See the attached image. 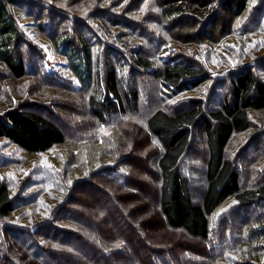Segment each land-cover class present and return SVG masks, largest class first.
<instances>
[{
  "label": "trees",
  "instance_id": "1",
  "mask_svg": "<svg viewBox=\"0 0 264 264\" xmlns=\"http://www.w3.org/2000/svg\"><path fill=\"white\" fill-rule=\"evenodd\" d=\"M53 1L0 0V66L17 80L25 78L28 69L32 68L30 55L22 51V44L27 40L21 32L17 15L25 8H34L39 14L38 20L47 23L45 27L42 25V30H61L53 35L56 48L68 57L70 69L83 90H98L91 94L87 102V112L96 124L106 125L114 117L126 115L127 104L115 69L107 70L103 82L96 79L98 68L92 44H95L97 30L93 35V25L88 22H94L98 16V20H105L106 29L113 26L110 20L117 22V18H111L109 13L104 14L108 9L102 5L108 1L78 0L79 4L83 1L86 4L87 1V5L78 10L77 3L73 11ZM120 1L123 0H113L112 3ZM188 1L189 4H186L187 0H159L161 19L182 43L204 42L207 39L200 33L208 35L205 28L196 25L195 20H205L208 6L212 3L206 0ZM220 3L222 13L212 23L216 28L211 30L214 35L221 31L220 24L229 22L231 17L238 18L249 9V0H220L214 4ZM195 4L203 7V12L197 16L185 12L187 5L193 7ZM52 6L59 8L56 10ZM74 12L85 15L87 19L75 16L71 23L69 14ZM230 12L232 14L229 15ZM33 14V11H29V16ZM59 17L62 20L57 21ZM127 20L132 22L129 18L125 22ZM65 23L68 26L64 27ZM143 66L152 70L149 61H144ZM206 78L207 73L203 68L180 59L168 61L161 70V81L172 93L183 88L197 89ZM95 80L99 85L97 88H93ZM229 85L230 95L219 108L212 111H206L202 100L171 103L168 108L156 109L147 118L146 130L128 126V139L132 140V145L128 147L127 141H124V148L127 146L133 155L124 158L123 164L127 168L120 167V164L117 168H100L87 179L76 181L66 205L59 209L56 218L51 219V223L38 225L32 232L2 225L13 214L16 203L9 186L0 178V264H192L194 261L189 252L188 257L186 253L175 255L171 252L173 249L153 248L147 227L156 230H161V227L154 225L151 216L147 220L137 218L139 222H135L131 213L139 211L137 206L134 211H126L123 206L128 196L125 199L121 195L125 199H120L122 202L118 198L120 193H131L136 196L137 202H147L157 209L153 217L162 220L161 224L198 240L210 238V218L229 199L233 198L241 210L264 203V175L258 177L257 184L249 185L244 182L243 167H237L236 160L227 155L231 139L251 128L252 112L264 111V78L248 68L237 72ZM175 96L177 98L178 94ZM56 120L32 108L11 107L0 111V139H6L31 154L49 152L70 139ZM201 120H204L208 153L206 185L203 196L195 200L191 182L182 176L179 164L191 149V130ZM136 176L139 177L138 181ZM144 177L149 178L148 181ZM145 180L154 185L151 188L155 192L153 200L149 198V192H152L146 187ZM90 186L100 193L99 199L103 203L89 206L94 210L102 209L97 218L87 216L86 206L83 208L86 215L78 213L80 210L77 209L80 198H75L79 189L86 187L88 191ZM141 209H146V205ZM223 221L233 224L230 219ZM248 221L243 228L244 235L239 239L241 249L238 257H233L234 261L252 259V264H264V214ZM14 252L19 257L14 256Z\"/></svg>",
  "mask_w": 264,
  "mask_h": 264
},
{
  "label": "rangeland",
  "instance_id": "2",
  "mask_svg": "<svg viewBox=\"0 0 264 264\" xmlns=\"http://www.w3.org/2000/svg\"><path fill=\"white\" fill-rule=\"evenodd\" d=\"M107 1L102 5L108 9L104 14L109 13L111 18H117V24L110 20L113 26L106 29L105 20H98V16L94 22H88L93 25V35L97 30L94 35L95 44H92L98 68L96 79L103 82L107 70L115 69L127 104V112L126 115L114 117L106 125L98 122L96 124L87 112L88 99L98 90H83L70 69L68 57L56 48L53 35L61 30H42V25L45 27L47 23L38 20L39 14L34 8H25L17 15L21 32L27 40L22 44V51L30 55L33 66L32 70L27 68V76L20 80L0 66V111L11 107H28L41 111L57 119L56 122L67 131L70 139L49 152L37 154L28 153L12 142L0 139V178L9 186L12 199L16 203L13 214L3 222V226H14L32 232L38 225L51 223V219L56 218L59 209L66 205L76 181L87 179L100 168H117L118 164L127 168L123 164L124 158L133 155L126 148L132 145V140L128 139V126L136 130H146V120L156 109L168 108L171 103L202 100L209 112L219 108L230 95V79L237 72L252 68L258 76L264 78V0H249V9L238 18L231 17L229 22L220 24L221 31L218 35L212 34L211 30L216 29L212 23L222 13L221 3L214 4L220 0H206L207 3H212L208 6L207 18L195 21L197 26L205 28L208 36L204 33L200 35L207 40L189 43H182L178 36H173L169 26L162 21L159 0H123L119 3ZM53 2L72 11L77 3L78 10L87 5V1L86 4L84 1L79 4L78 0ZM186 4H189L188 0ZM52 7L56 10L59 8ZM203 10V7L196 4L185 7L186 13L195 16ZM29 11L35 14L31 17ZM36 14L38 15L35 16ZM69 15L71 23L75 16L87 19L85 15L77 12ZM126 18L132 22H125ZM58 20L62 19L59 17ZM66 26L67 23L64 27ZM173 59L203 68L207 78L197 89L187 87L190 90L183 88L172 93L161 81V70L164 64ZM144 61L152 64V70L144 68ZM97 80L93 88L99 87ZM251 121V128L246 133L235 135L231 139L227 155L236 160L237 167H243L244 182L255 185L258 177L264 175V111L252 112ZM191 134V149L182 158L179 170L191 182L193 197L198 200L203 196L206 185L205 166L208 153L204 138V120L198 122ZM124 141L128 143L125 148ZM144 178L147 181L149 179ZM135 179L138 181L139 177L136 176ZM147 181L146 187L152 192H149V198L153 200L155 192L151 188L154 185ZM96 182L98 183L97 180ZM86 190V187L79 189L76 195L75 199L80 198L77 209L81 212L78 213L85 214L83 208L86 206L87 216L97 218L102 209L94 210L95 208L90 209L89 206L95 207L98 202L99 205L103 204L99 199L100 193L91 186ZM84 191L86 192L83 194ZM121 195L125 199L128 196V200L124 202L126 205L123 206L126 211H134L137 206L139 211L131 213L135 222H139L137 218L147 220L151 216L154 218V225L161 227V230L147 227L149 239L153 240V248L173 249L171 252L175 255L186 253L188 257L190 253L194 264H252V259L236 262L233 257H238L241 249L239 239L244 235L245 223L249 222L248 219L252 220L257 215L264 214V203L241 210L233 198L229 199L210 218V238L198 240L161 224L162 220L153 217L157 209L147 202H137L136 196L131 193H120V202L123 199ZM144 205L146 209L140 210ZM225 218L232 220L233 224L224 222ZM228 230L230 232L226 233ZM13 255L19 257L17 252ZM171 258L177 261L175 257Z\"/></svg>",
  "mask_w": 264,
  "mask_h": 264
}]
</instances>
